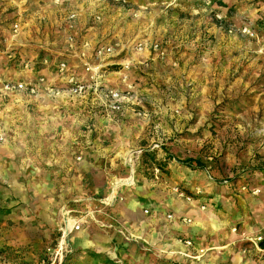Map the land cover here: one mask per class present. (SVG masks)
<instances>
[{"label": "rangeland", "instance_id": "374dc122", "mask_svg": "<svg viewBox=\"0 0 264 264\" xmlns=\"http://www.w3.org/2000/svg\"><path fill=\"white\" fill-rule=\"evenodd\" d=\"M52 1L10 0L12 6L0 18V56H5L0 58V66L20 69L19 56H13L18 50L14 40L26 27L24 17L49 13ZM106 2L110 13L119 9L130 21L136 37L133 51L150 53L149 60L135 63L133 72L129 62L111 67L119 71V81L123 83L120 89L131 88L134 99L141 88L146 93L141 103L133 107L136 116L148 123L135 122L121 127L112 138L106 136L104 144L114 147L103 153L102 162L80 163L84 167L96 164L98 169L94 172L102 175L104 171L108 178L99 185L90 178L84 179L83 185L98 186V192L105 191L107 195L113 180L112 189L121 184L145 187L152 183L150 180L167 178L168 189L172 188L184 203L203 210L223 206L240 209L248 216L255 209L264 210V0ZM44 17V27L54 25L50 19L46 23ZM69 20L63 33L65 41L72 35L75 48L78 23ZM92 22L91 17L86 25ZM155 44L158 49L152 51ZM136 46L143 49L139 51ZM42 58V64L49 63L47 57ZM151 59L156 60L154 65L155 60ZM22 63L26 65L27 60ZM122 74L127 76L125 82ZM45 140L44 137V143ZM4 142L0 139V144ZM32 153L35 155L36 151ZM5 158L14 161L10 153ZM124 162L130 166H123ZM78 164L68 165V184L72 188L78 184ZM132 168L142 180H133ZM118 169L122 175L131 173L119 178L114 174ZM48 170L47 162H0V195H5L0 198V262L45 264L43 260L59 233L43 224L29 231L28 235H34L30 243L19 248L7 245L6 240L14 236L17 224L6 216L10 207L5 199L22 196L28 206L44 207L48 192L53 190L46 180ZM241 223L236 221L232 233L240 236L242 254L264 261V250L258 245L264 234L246 236L239 230ZM131 238L128 235L129 240H136ZM30 252L34 256L27 259ZM99 256L91 250L76 248L67 264H124L123 258L108 253ZM140 256H134L129 264H150Z\"/></svg>", "mask_w": 264, "mask_h": 264}, {"label": "crops", "instance_id": "0c3cea01", "mask_svg": "<svg viewBox=\"0 0 264 264\" xmlns=\"http://www.w3.org/2000/svg\"><path fill=\"white\" fill-rule=\"evenodd\" d=\"M17 1L20 0L15 3H19ZM52 3L49 13L24 17L26 27L21 28L20 35L14 40L18 50L13 56L15 53L19 56L20 69L6 64L0 66V138L6 141L0 144V162H47L46 180L53 189L48 192L44 207L28 206L23 203L22 196L6 197V204L10 207L6 216L17 224L14 236L7 239L6 244L14 248L23 247L34 236L28 235L31 234L29 231L39 229L43 224L50 225L59 233L65 222L62 211L70 208L71 221L78 216L86 217L82 227L70 236L73 254L76 248L91 250L96 257L108 253L112 257L123 258L124 264L132 263L131 259L140 255L150 264H172L173 261L176 264L264 263L260 257L242 254L240 236L232 233L236 221H242L239 230L246 236L264 234V210L255 209L251 216L240 209L223 206L203 210L197 205L184 203L172 188L168 189L167 178L158 179L157 176L145 187L121 184L112 189L113 180L107 188L111 193L98 192L100 189L95 185L105 182L108 175L104 171L102 175L94 172L98 169L96 164L84 167L80 162H102L103 153L114 147L104 144L106 136L112 138L121 127L135 122L148 123L134 113L133 106L141 103L146 94L142 88L141 94L137 93L135 99L125 104L122 113H111L105 109L100 90L123 88L119 71L111 69L112 66L129 62L133 72L135 63L149 60L150 53L133 51L132 42L136 37L130 21L121 15L119 9L110 13L106 0H53ZM9 6H12L10 0H0V18ZM73 13V21L78 23L74 31L75 50L68 47L63 33ZM44 16L46 23L50 19L54 25L44 27ZM91 17L93 22L87 26ZM101 45L111 46L112 54L92 61L91 57ZM80 51L82 56L77 54ZM2 57L5 56L2 54ZM42 57H47L49 63L42 64ZM25 60L27 63L23 65ZM58 61L67 63L65 72L57 71L55 63ZM92 62L99 67L97 72L85 70V65ZM155 63L156 60L152 65ZM71 76L78 82L97 85L99 91L96 94L85 90L79 95L63 91L58 95L47 93L50 87L64 88ZM37 77L43 78L38 95L1 92L3 81L32 83ZM37 151L45 155L41 154V157ZM9 153L14 161L5 158ZM37 157L41 159H35ZM75 162L81 164V170L78 184L72 188L68 184L71 172L67 169ZM123 166L130 164L124 162ZM131 171L122 175L118 169L114 174L123 178ZM88 178L95 183L94 186L83 185L84 179ZM142 178L134 175L133 170L134 181ZM4 197V194L0 195V198ZM128 235L136 240H129ZM135 247L141 252L138 253ZM33 256L30 252L27 259ZM0 264L15 263L2 261Z\"/></svg>", "mask_w": 264, "mask_h": 264}, {"label": "built area", "instance_id": "2783aa9c", "mask_svg": "<svg viewBox=\"0 0 264 264\" xmlns=\"http://www.w3.org/2000/svg\"><path fill=\"white\" fill-rule=\"evenodd\" d=\"M71 19L75 18V14L70 15ZM16 28V27H15ZM66 42L68 44V47H73V37L72 35H68L66 37ZM139 51H141L143 48L141 46H136ZM152 51H156L158 49V45L155 44L152 46ZM75 50V48H74ZM112 53V47L111 46H103L101 45L98 47L93 56L91 57L92 61H97L104 57L105 54ZM78 55L82 56L83 53L77 52ZM45 63H47L46 60H44ZM56 68L58 72H65L68 65L65 61H58L55 63ZM128 67V66H127ZM86 71L91 72H97L99 70V67L94 66L92 63H87L85 65ZM127 76L125 74H122V81L125 82V79ZM43 82L42 77H37L34 82L32 83H25V82H13V81H5L1 85V92L4 93H15V92H25L31 95H38L40 90V84ZM97 85H91L87 82H78L74 80V77L71 76L64 88H55L50 87L46 91L49 95H58L60 93L66 92L69 94H82L85 90L93 91L97 94L99 89H97ZM100 97L102 99L103 105L105 109L108 112L111 113H122L125 110V104L130 103L133 99V95L131 94V88L128 86L123 90L120 88H114V89H101L100 90ZM141 113H138L140 115ZM2 139V138H0ZM70 208H65L62 211L63 216L65 217V222L63 227L59 230V236L56 239L54 245L48 249L47 254V262L45 264H63L66 260V258L73 253V249L70 243V236L73 232L78 231L82 225L86 221L85 216H78L76 220L71 221L70 214H71ZM147 212V211H146ZM258 238V240H260Z\"/></svg>", "mask_w": 264, "mask_h": 264}, {"label": "trees", "instance_id": "16d2710c", "mask_svg": "<svg viewBox=\"0 0 264 264\" xmlns=\"http://www.w3.org/2000/svg\"><path fill=\"white\" fill-rule=\"evenodd\" d=\"M259 247L261 248V249H263L264 250V237L262 238V240L259 242ZM73 255V253L72 254H70L69 256L71 257ZM70 257H68V258H70ZM47 260H48V258L46 257V259L45 260H43V261H46L47 262ZM66 260H67V258H66ZM65 260V261H66ZM45 262V263H46ZM63 264H65V262L63 263Z\"/></svg>", "mask_w": 264, "mask_h": 264}]
</instances>
